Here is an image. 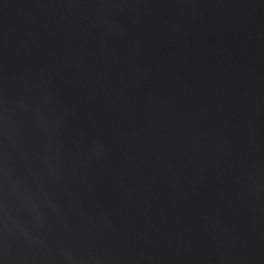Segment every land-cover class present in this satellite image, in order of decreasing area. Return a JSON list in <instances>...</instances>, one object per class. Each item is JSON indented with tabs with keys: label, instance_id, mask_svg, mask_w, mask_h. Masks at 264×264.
<instances>
[{
	"label": "water",
	"instance_id": "1",
	"mask_svg": "<svg viewBox=\"0 0 264 264\" xmlns=\"http://www.w3.org/2000/svg\"><path fill=\"white\" fill-rule=\"evenodd\" d=\"M0 264H264V0H0Z\"/></svg>",
	"mask_w": 264,
	"mask_h": 264
}]
</instances>
